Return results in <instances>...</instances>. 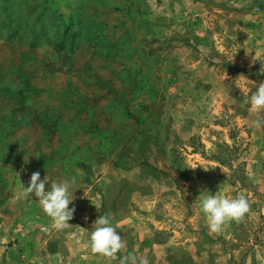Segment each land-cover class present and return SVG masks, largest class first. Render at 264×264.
Instances as JSON below:
<instances>
[{"label": "rangeland", "instance_id": "rangeland-1", "mask_svg": "<svg viewBox=\"0 0 264 264\" xmlns=\"http://www.w3.org/2000/svg\"><path fill=\"white\" fill-rule=\"evenodd\" d=\"M261 60L264 0H0V264H264ZM37 171L75 177L70 227L25 191ZM204 190L249 210L210 232ZM100 215L115 258L91 250Z\"/></svg>", "mask_w": 264, "mask_h": 264}, {"label": "clouds", "instance_id": "clouds-1", "mask_svg": "<svg viewBox=\"0 0 264 264\" xmlns=\"http://www.w3.org/2000/svg\"><path fill=\"white\" fill-rule=\"evenodd\" d=\"M264 62V60H261ZM264 63L260 69L264 73ZM249 111L255 114L253 124L256 128H264V82H261L248 98ZM49 179H41L40 172H34L25 191L38 201L42 211L50 217L57 230L70 227L69 221L73 219L75 206L70 204L74 200L71 191L76 183L75 177H65L59 183H51L45 190ZM199 198V207L208 222L210 232L218 233L225 222L239 221L249 210V201L245 196L229 198L225 195L210 194L204 190ZM94 229L90 233V247L93 253L101 254L106 258H115L124 247L123 239L113 226L108 216L100 215L93 223ZM119 264H150L146 257L138 256L136 252L129 251L119 256Z\"/></svg>", "mask_w": 264, "mask_h": 264}, {"label": "trees", "instance_id": "trees-1", "mask_svg": "<svg viewBox=\"0 0 264 264\" xmlns=\"http://www.w3.org/2000/svg\"><path fill=\"white\" fill-rule=\"evenodd\" d=\"M97 32V30H96ZM102 31L98 30V37H95L97 41L96 46H100L102 45L104 39H105V35L101 34ZM71 28L68 27L64 30V32L62 33V35H55L54 39H52L51 42H56L57 41V52L60 53L63 51V56L61 54H59L61 57H63V63L67 64V62L71 59L70 57H72L73 53H74V46L76 43V40L74 42H72L73 37H76V35H80L78 34L76 31L73 32V34L71 35Z\"/></svg>", "mask_w": 264, "mask_h": 264}]
</instances>
